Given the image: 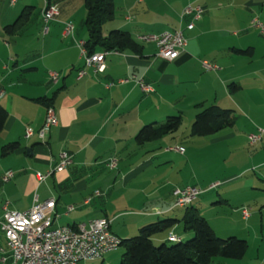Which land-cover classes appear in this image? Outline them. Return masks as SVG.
I'll use <instances>...</instances> for the list:
<instances>
[{"label": "crops", "instance_id": "1", "mask_svg": "<svg viewBox=\"0 0 264 264\" xmlns=\"http://www.w3.org/2000/svg\"><path fill=\"white\" fill-rule=\"evenodd\" d=\"M13 1L0 0V106L8 114L0 134V222L5 204L25 212L37 197L56 201L55 227L107 219L112 232L126 240L146 225L173 219L179 222L157 234L155 244L169 245L170 234L186 242L193 233L184 228L186 208L175 205L176 191L197 187L203 193L192 206L216 233L249 244L243 260L216 264H264V137L256 146L249 143L264 129V61H256L258 47L250 35L253 31L264 39L253 25L264 0H114L115 18L105 26L106 35L127 32L143 48L110 54L101 73L86 67L77 44L88 39L85 0H52L59 14L48 25L42 14L48 0ZM189 5L204 10L193 30L186 29L192 18L182 17ZM66 23L74 25V33L66 34ZM178 29L188 45L173 61L159 58L155 44L139 39ZM204 61L217 69L207 71ZM51 73L59 75L56 82ZM139 80L152 91H143ZM43 98L54 99L57 118L44 142L37 135L25 137L28 129L38 132L45 123ZM210 106L232 111L234 123L208 141L225 149L220 150L225 151V172L207 181L192 166V152L201 153L207 141L192 136L190 127ZM178 115L183 124L188 119L186 132L182 124L156 141H136L145 126ZM12 143H19L18 149L3 156ZM180 147L184 154L175 150ZM63 152L73 163L39 182L36 175L53 170ZM112 159L118 161L115 170L106 166ZM8 171L14 177L4 183ZM215 183L219 186L210 190ZM245 208L251 213L247 219ZM110 254L101 262L113 264ZM5 257L9 248L0 227V264H6Z\"/></svg>", "mask_w": 264, "mask_h": 264}, {"label": "built area", "instance_id": "2", "mask_svg": "<svg viewBox=\"0 0 264 264\" xmlns=\"http://www.w3.org/2000/svg\"><path fill=\"white\" fill-rule=\"evenodd\" d=\"M13 2H16L14 0ZM204 10L201 6L189 5L184 10L182 17H191L190 23L186 26L187 30H193L195 22L198 21ZM43 21L48 25L59 14L58 7L49 5L45 2L43 10ZM70 24H65L66 34H70ZM254 27L260 30L264 35V24L259 20L253 21ZM139 39L146 43H152L157 46L158 57L164 60L173 61L186 49L188 41L184 35L183 29L174 32H164L161 34L141 35ZM81 49L82 56L87 68L93 69L97 73L104 72L106 69V57L116 51H103L90 55L85 47L84 41L77 42ZM117 53V52H116ZM207 71L216 70L213 64L204 61L202 63ZM52 80H58L57 73H51ZM137 80V77H133ZM138 84L145 92H151L152 88L146 85L142 80ZM114 84L109 85L112 87ZM57 125L55 109L50 106L47 109L46 119L43 127L34 132L28 129L25 137L31 138L35 135L41 141H45L51 129ZM264 137V129L259 128L257 133L249 137L251 146H256ZM177 152L184 154V148H176ZM73 163V157L63 152L60 155L59 164L47 174L38 173L36 175L39 182H44L55 172H61ZM107 168L115 170L118 167L117 159H112L107 163ZM14 177L13 171H8L3 176V182L8 183ZM219 183H215L210 190L216 189ZM203 193L197 187H187L176 191L175 205H191ZM100 195V193H97ZM56 207V201L51 199L40 202L36 197L32 207L25 212L12 211L8 204L3 206L4 219L0 222V227L6 237L9 248V257L3 258L6 264H80L88 262L102 261L105 256L119 249V238L111 230V222L107 219H97L89 224H79L71 227L69 231L60 230V226L55 227L53 214ZM69 210H72L70 208ZM244 218H249L251 213L249 208L242 210ZM172 239V238H170Z\"/></svg>", "mask_w": 264, "mask_h": 264}, {"label": "trees", "instance_id": "3", "mask_svg": "<svg viewBox=\"0 0 264 264\" xmlns=\"http://www.w3.org/2000/svg\"><path fill=\"white\" fill-rule=\"evenodd\" d=\"M48 3L54 5L52 0H48ZM85 6L87 15L84 26L88 33L85 47L90 55L100 50L121 53L142 52L143 47L129 33L119 30L110 31L108 35L104 33L105 26L115 18L114 0H85ZM15 25L6 27V30H13ZM232 88L235 89L238 86L232 85ZM40 102L50 107L53 106L54 99L43 98ZM7 118L6 110L0 106V134ZM233 123L232 111L219 106H210L197 114L191 135L195 137L213 136L231 127ZM182 124L181 116H170L164 123L145 126L137 135L136 141L140 144L156 141L177 132ZM18 147L19 143L6 145L2 151L3 156L15 152ZM178 222L173 219L162 220L142 227L135 237L120 239L124 250L121 255V264H216L226 260L241 261L246 257L249 249L246 240L236 236L227 239L220 238L207 219L194 206L186 208L182 220L185 230L193 233V237L186 242L172 241L170 240L172 234H170L169 240L171 243H176L175 245H156L154 237L169 230Z\"/></svg>", "mask_w": 264, "mask_h": 264}, {"label": "rangeland", "instance_id": "4", "mask_svg": "<svg viewBox=\"0 0 264 264\" xmlns=\"http://www.w3.org/2000/svg\"><path fill=\"white\" fill-rule=\"evenodd\" d=\"M117 1L119 2V0H117ZM44 7H45V4H44ZM117 11H118V9H117ZM256 13L258 15V18L264 24V8L262 9V11L260 9L256 10ZM240 14H242V12ZM77 23L80 24L79 20L77 21ZM79 30H81V27H79ZM82 30H83V28H82ZM84 31L86 32L85 29H84ZM104 32H105V34H107L106 27L104 28ZM250 35H251V39H253V41H254V44H256V46L258 47V56H257L258 58L256 59V61L262 62V61H264L263 60L264 56L262 55L263 51H264V39L260 38V35H258L257 33L253 32V31L250 32ZM166 120H167V118L164 120V122ZM184 121L185 122H184V124L182 126V129H181L182 132H186V128L188 126V119L186 117L184 118ZM191 130H192V127H190V133H191ZM190 133H188V134L190 135ZM188 139H190V138H188ZM188 139H186V141H188ZM196 139H201V140L203 139L204 141H207V142H205L206 149L202 150L201 153H198L196 151H195V153L192 152L193 153L192 154V159H193L192 160L193 161V165L192 166L194 168H196L197 171L199 172V174L203 178H205L207 181L215 180V178H222L221 175H223V172H225V170H224V168H222L223 166H221V163L223 161V158L225 157V155H223L225 153V151H220V150H225V149H221L220 147H217V145L216 146H213V145L210 146L208 141H209V139H211V136L210 137H204V138H196ZM236 156H238V154L234 155V157H236ZM109 174H113V176L115 175L114 173L105 172L104 176H108ZM212 195H214V194H212ZM199 197H198V199H199ZM194 203H195V201L191 205H189V206H187L185 208L191 207ZM214 212L215 211L208 212L209 218H213V216H214L213 213ZM213 224H215L214 225L215 227L217 226V222L215 223V221H214ZM216 228H218V227H216ZM219 237L222 238V239L229 238V237H223L222 235H219ZM170 238H175V239H177L176 241L180 240L177 236H175L173 234L170 235ZM121 244L122 243H120V247L117 250L118 252L115 251L116 253L110 254L108 256V257H112L113 264H121V255L124 252L123 248L121 247ZM175 244L176 243H171V242L169 243V245H175ZM226 261H230V260H226ZM229 263H231V262H229ZM229 263H227V264H229ZM80 264H103V263L101 261H97V262H88V263H80Z\"/></svg>", "mask_w": 264, "mask_h": 264}, {"label": "bare ground", "instance_id": "5", "mask_svg": "<svg viewBox=\"0 0 264 264\" xmlns=\"http://www.w3.org/2000/svg\"><path fill=\"white\" fill-rule=\"evenodd\" d=\"M74 30H75L74 25L73 24H70V34L74 33ZM187 206H189V205H182V208H185ZM60 230H62V231H69V230H71V227L70 226H67V225L66 226H60ZM170 240L176 241L177 239L172 238ZM119 247H120V239H119Z\"/></svg>", "mask_w": 264, "mask_h": 264}]
</instances>
